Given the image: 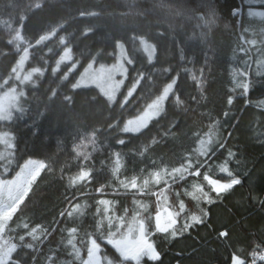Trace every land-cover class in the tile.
I'll use <instances>...</instances> for the list:
<instances>
[{"label":"trees","instance_id":"16d2710c","mask_svg":"<svg viewBox=\"0 0 264 264\" xmlns=\"http://www.w3.org/2000/svg\"><path fill=\"white\" fill-rule=\"evenodd\" d=\"M253 9L264 13V2L0 0V94L14 89L17 62L26 67L39 65L41 71L36 85L26 87L21 97L14 94L11 103L16 101L18 108L10 122L0 123V131L12 135L18 154L52 157V169L37 177L21 220L49 223V227L54 217L59 220L63 201L72 194L67 190V177L81 165L93 169L96 180L108 185L103 196L93 191L99 183L77 193L88 196L80 200L88 204L85 211L90 213L83 218L86 229L91 230V213L101 198L115 202L112 211L125 217V230L137 207L134 200L148 205L142 215L154 217L156 197L151 193L159 192L162 185H152L150 191L146 189L148 194L118 187L111 171L114 157L118 155L123 163L120 179L140 176L142 169L146 176L153 161L178 162L217 119L225 136L232 133L228 145L241 153L239 163L233 161L232 167L243 176V184L215 205H205L209 217L204 226L171 241L157 234L163 264H225L231 248L247 254L255 243H264V207L259 203L264 199V109L255 103L264 99V76L257 75V66L264 65V17L256 16ZM142 41L153 45L152 61ZM119 43L131 61L123 95L130 97L129 89L132 95L126 103L111 105L95 89L72 88L76 75L88 63L112 62ZM65 59L76 65L68 79L64 73L69 63L54 72ZM231 69L249 72L252 107L243 104L239 89L233 105H227ZM156 111L160 113L155 118ZM225 111L230 112V119L223 115ZM185 187L177 181L170 191L165 190L167 205L162 201L161 207L178 210L179 192L193 208L183 195ZM250 193L259 199L252 200ZM104 227L106 231L107 222ZM224 229L229 236L218 239L217 232ZM59 235L57 228L45 243L28 241L38 249L36 264H51L49 245H56ZM31 255L24 264H29ZM60 260L77 264L62 245L55 264Z\"/></svg>","mask_w":264,"mask_h":264},{"label":"snow or ice","instance_id":"6c2138e0","mask_svg":"<svg viewBox=\"0 0 264 264\" xmlns=\"http://www.w3.org/2000/svg\"><path fill=\"white\" fill-rule=\"evenodd\" d=\"M230 75L232 87L228 89L226 96L227 105H233L234 94L239 89L243 104L252 107L253 101L248 99L251 87L249 72L231 69ZM257 75L264 76V65L257 66ZM255 103L258 108L264 109V99ZM223 115L231 118L229 111H225ZM221 123L216 119L214 127L204 136L198 135L178 162L153 161L154 167L147 171L146 176L142 169L140 176L120 179L123 163L118 155L114 157L111 171L118 187L131 189L133 194H148L146 189L150 191L152 185H162L159 192L151 193L156 197L154 217L150 214L142 215L141 210L147 212L148 205L134 200L137 207L133 209L132 222L126 230L125 217L116 216L112 211L115 202L103 198L96 201L95 212L91 213L94 221L89 226L91 230L84 227L83 218L90 213L85 211L88 204L81 203L80 200H86L88 196L86 193L82 197L77 196V193H84L81 189L89 184L99 183L93 176V169L84 165L67 177V190H72V194L64 199L65 206L57 213L60 219L54 217L51 227L49 223L44 225L28 222L27 218L21 220L37 177L42 171L52 169V157L34 159L27 153L18 154L15 139L0 143V264H24L29 253H32L29 264H36L38 249L28 241L45 243L56 233L57 228L60 233L58 243L49 245L52 249L49 255L51 264L57 261L61 245L75 258L77 264H163V253L155 240L157 234L171 241L182 237L194 227L204 226L209 217V210L205 205H215L243 184V176L232 167L233 161L239 163L241 153L233 151L228 145L232 133L228 132L225 136ZM232 127L235 128V125ZM193 154L197 156L196 160H193ZM25 155L27 158H24ZM217 156L221 159H217ZM61 172L63 178V170ZM141 176L144 178L141 179ZM177 181L186 185L183 195L189 198L193 208L186 205L179 192L176 194L178 210H172L171 206L161 207L162 201L167 205L165 190L170 191ZM107 188L108 185L99 183L93 191L103 196ZM250 196L252 200L259 199L257 194L250 193ZM259 203L264 207V199H259ZM127 211L125 208V214ZM181 219L183 223L180 222ZM228 236L227 229L217 232L218 239L226 240ZM228 247L231 248V245ZM84 249L86 255L83 254ZM58 264L67 262L60 260ZM225 264H264V243H255L247 254H243V249L231 248Z\"/></svg>","mask_w":264,"mask_h":264},{"label":"rangeland","instance_id":"374dc122","mask_svg":"<svg viewBox=\"0 0 264 264\" xmlns=\"http://www.w3.org/2000/svg\"><path fill=\"white\" fill-rule=\"evenodd\" d=\"M262 1L264 2V0ZM253 12L260 18L264 17L263 12L254 11V9ZM254 13L253 15H255ZM141 47L148 56L153 55L149 58L152 61L154 59L155 51L153 45L146 41H142ZM148 48H152L153 51L148 50ZM70 62V59H65L62 63L57 64L54 67V72L62 70L69 63V66L64 73V78L68 79L70 77V73H72L76 69V65L70 64ZM130 65L131 61L125 51V48L121 43H119L116 46L114 60L112 62L88 63L76 75L72 84V88L75 90L95 89L101 96L105 97L111 105L116 103L124 104L132 95V91L130 89V97H128V94L123 95V92L127 90L126 86ZM14 69L15 72L13 74L16 76L12 81L13 83L11 84L14 89H8L7 92H5L9 93L7 95L0 94V123L10 122L12 120L14 112L18 108V104L16 101L11 103V100L14 98V94L17 97L23 96L25 88L36 85L41 75L39 65L26 67L25 64L17 62L14 66ZM158 109L159 108H156L155 110ZM156 113L157 115H155V118L159 115L160 112L156 111ZM11 140L12 135L9 132L0 131V143Z\"/></svg>","mask_w":264,"mask_h":264}]
</instances>
